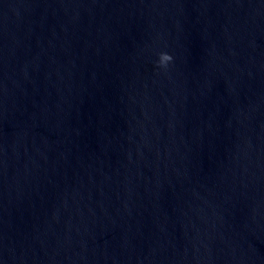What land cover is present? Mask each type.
<instances>
[{
	"label": "water",
	"instance_id": "water-1",
	"mask_svg": "<svg viewBox=\"0 0 264 264\" xmlns=\"http://www.w3.org/2000/svg\"><path fill=\"white\" fill-rule=\"evenodd\" d=\"M0 264H264V0H0Z\"/></svg>",
	"mask_w": 264,
	"mask_h": 264
},
{
	"label": "clouds",
	"instance_id": "clouds-1",
	"mask_svg": "<svg viewBox=\"0 0 264 264\" xmlns=\"http://www.w3.org/2000/svg\"><path fill=\"white\" fill-rule=\"evenodd\" d=\"M167 60L170 61L171 60V57L168 55L167 56ZM166 65V64H165Z\"/></svg>",
	"mask_w": 264,
	"mask_h": 264
}]
</instances>
